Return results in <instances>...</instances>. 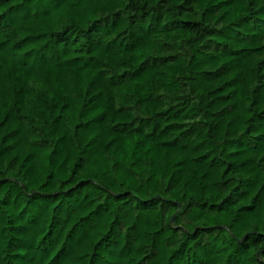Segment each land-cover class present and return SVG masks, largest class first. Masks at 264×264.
I'll return each mask as SVG.
<instances>
[{"label": "trees", "instance_id": "obj_1", "mask_svg": "<svg viewBox=\"0 0 264 264\" xmlns=\"http://www.w3.org/2000/svg\"><path fill=\"white\" fill-rule=\"evenodd\" d=\"M0 264H264V0H0Z\"/></svg>", "mask_w": 264, "mask_h": 264}]
</instances>
